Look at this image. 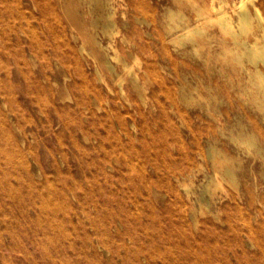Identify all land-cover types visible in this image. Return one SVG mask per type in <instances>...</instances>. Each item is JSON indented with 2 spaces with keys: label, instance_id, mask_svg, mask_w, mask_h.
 Listing matches in <instances>:
<instances>
[{
  "label": "rangeland",
  "instance_id": "1",
  "mask_svg": "<svg viewBox=\"0 0 264 264\" xmlns=\"http://www.w3.org/2000/svg\"><path fill=\"white\" fill-rule=\"evenodd\" d=\"M240 1L111 0L105 34L101 0H0V264H264V98L218 21Z\"/></svg>",
  "mask_w": 264,
  "mask_h": 264
},
{
  "label": "bare ground",
  "instance_id": "2",
  "mask_svg": "<svg viewBox=\"0 0 264 264\" xmlns=\"http://www.w3.org/2000/svg\"><path fill=\"white\" fill-rule=\"evenodd\" d=\"M93 0H90V2H92ZM103 1L102 3V8H104V10L106 11V13L104 15H102V17L104 18V22H102V30L105 34H111L113 32V28L115 26V22L113 19V11H112V3L111 0H101ZM254 0H241L239 3V13H238V21L236 22L237 25L235 26L234 22H233V18L228 14V13H224L222 15L219 14V19L218 21L220 22V26L222 28L223 31H225L226 33H231L233 36V42L235 44V46H237V50L238 53L235 56V59L239 62H243L244 60L248 61L249 63H251L254 67H255V73H256V78H257V89L260 93L263 94L262 99L264 98V77L262 75V71L259 69L260 67L258 66L260 63H262L264 65V3H259V4H254V17H257L259 19V24H258V28L255 29V27L251 24V20L252 17L249 13H247L248 11V4L249 2H253ZM87 2V1H86ZM99 2V0H98ZM49 4V3H48ZM95 4V3H94ZM97 4V3H96ZM101 4V3H100ZM73 7V6H72ZM148 7V6H146ZM151 8V7H150ZM92 9V8H91ZM100 9V8H99ZM102 10V9H101ZM146 10V9H145ZM152 10V9H151ZM204 9L200 8V13L198 18H201L202 15V11ZM206 10H215L218 11V9L216 7L209 6L208 8L206 7ZM147 11V10H146ZM150 11V10H149ZM153 11V10H152ZM221 11V10H220ZM98 12V11H97ZM148 12V11H147ZM151 12V11H150ZM238 12V11H237ZM171 13H173V11H171ZM170 13V14H171ZM179 13V12H178ZM183 11L181 12L182 15ZM82 14V13H81ZM180 14V13H179ZM218 14V13H217ZM206 15V14H205ZM203 15V16H205ZM83 16V15H82ZM173 19L177 18L175 15H172ZM93 17V16H92ZM178 20V21H177ZM199 20V19H198ZM196 20V21H198ZM154 21V20H153ZM174 24L169 25V36L168 39L173 38L174 36H176V34H178L179 32H182V37L184 40H188L190 41V43L192 44V46L195 48L199 45H203V46H207L209 48L213 47V41L211 39V37L209 36H205V37H200L201 39H196L195 34L199 33V34H203L206 33L205 30L200 26V23H197L196 25L192 24L190 19H186L185 16H178L177 19H175ZM203 22V21H202ZM194 23V22H193ZM98 24V22L96 20H93L91 23L90 28H87L86 31L84 32V35L88 41V43H90L91 45V49L93 50L94 53V57L99 61L100 66H102L103 68H105L113 77H117L119 80V83H122V81L124 80L122 78V76L116 72L115 67H113L107 57V54H102L101 51L103 50V48L98 44L97 42V38L94 37V34H91L92 30L91 28H95L96 25ZM238 28V30H236V28ZM97 28V27H96ZM254 28V29H253ZM75 30V29H74ZM95 30V29H94ZM97 30V29H96ZM252 31L251 37L249 39H243L240 37V34L242 33H246L247 31ZM94 32V31H92ZM96 34V33H95ZM78 35V34H77ZM76 35V36H77ZM124 35V34H123ZM179 36V35H178ZM75 37V35H74ZM78 38V37H77ZM81 38V37H80ZM180 38V37H179ZM79 39V38H78ZM182 40V39H181ZM83 40H81L82 42ZM99 41V40H98ZM165 39L161 40V44L163 46L164 49H166V45H165ZM180 41V40H179ZM100 42V41H99ZM87 43V45H88ZM182 43V41H181ZM86 44V43H85ZM154 44V43H153ZM183 44V43H182ZM187 45V44H185ZM86 46V45H85ZM139 47V46H138ZM142 47V46H141ZM82 48V47H81ZM133 49V47H131ZM192 48V47H191ZM86 49V47H85ZM223 49V48H222ZM231 49V48H230ZM84 50V49H83ZM134 50V49H133ZM144 50V49H143ZM236 50V51H237ZM84 52V51H83ZM86 52V51H85ZM104 52V51H103ZM108 52V51H107ZM153 53V52H152ZM226 53V52H225ZM89 54V53H88ZM229 54V53H227ZM226 54V55H227ZM232 54V53H230ZM102 55V58H100L99 56ZM224 55V57L226 56ZM92 56V55H91ZM230 56V55H229ZM91 58V57H90ZM199 59V58H198ZM123 61V60H122ZM244 63V62H243ZM247 66V65H246ZM123 67L128 69V73L127 75L130 77V80L132 82L133 85L137 86L138 85V80H137V75L132 72L131 70H129V65L126 63H123ZM250 67V66H249ZM262 67V66H261ZM264 68V67H262ZM100 69V67H99ZM133 69V68H132ZM250 69V68H249ZM101 70V69H100ZM253 70V68H252ZM102 72V70H101ZM100 72V73H101ZM98 73V72H97ZM251 73V72H250ZM123 75V74H122ZM249 77V76H248ZM249 79V78H248ZM251 79V77H250ZM116 80V81H118ZM250 82V81H249ZM254 83V82H253ZM251 84V83H250ZM140 85V84H139ZM254 85V84H253ZM256 87V85H255ZM137 88H139L137 86ZM207 88V87H206ZM208 89V88H207ZM256 90V89H255ZM260 96V95H259ZM202 102V101H201ZM260 105V104H259ZM207 106V105H206ZM262 108L264 110V101L262 103ZM46 110V109H45ZM263 117V116H262ZM239 120V119H238ZM263 121V120H262ZM253 135V134H252ZM255 135V134H254ZM253 135V137H254ZM237 136V135H236ZM243 136V135H242ZM252 137V136H251ZM215 140V139H214ZM252 140V139H251ZM254 140V139H253ZM234 141V140H232ZM241 142V141H240ZM211 144V143H210ZM209 144V145H210ZM237 144V142H236ZM256 145V144H255ZM215 146V145H214ZM245 148V147H244ZM262 148V147H261ZM246 149V148H245ZM256 150L259 149L258 147L255 148ZM252 150V149H251ZM211 151V150H209ZM210 153V152H209ZM222 154V153H221ZM263 154V153H262ZM223 159V158H222ZM225 162V161H224ZM228 164V163H227ZM228 167V166H226ZM220 168V167H218ZM225 168V167H224ZM231 168V167H230ZM232 170V169H231ZM219 171V170H218ZM223 174V172H222ZM234 175V174H233ZM264 178V177H263ZM186 187V186H185ZM186 189V188H185ZM130 192V191H129ZM132 192V191H131ZM195 248V247H194Z\"/></svg>",
  "mask_w": 264,
  "mask_h": 264
}]
</instances>
